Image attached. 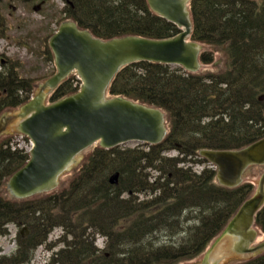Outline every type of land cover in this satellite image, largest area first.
Here are the masks:
<instances>
[{
  "label": "trees",
  "instance_id": "16d2710c",
  "mask_svg": "<svg viewBox=\"0 0 264 264\" xmlns=\"http://www.w3.org/2000/svg\"><path fill=\"white\" fill-rule=\"evenodd\" d=\"M63 1L58 23L73 21L104 41L180 33L147 0ZM189 10V40L202 46L198 71L133 62L107 90L108 97L161 109L167 124L162 142L110 149L96 144L56 189L16 198L7 182L29 156L7 146L11 135L0 141V236L10 224L28 230L26 237L18 233L17 249L0 255V264H28L43 244L51 250L45 264H198L253 195L249 181L219 184L200 151L241 149L264 137V0H190ZM8 31L0 6V38L9 39ZM43 53L54 60L49 44ZM2 56L0 114L28 102L44 78L21 75L19 61ZM75 81L65 78L50 100L76 93ZM170 150L178 154L166 156ZM190 162L208 165L197 171ZM116 172L114 185L109 179ZM255 227L264 234V205ZM57 228L61 234L49 240ZM160 233L168 238L158 239ZM97 236L105 239L103 249ZM229 263L264 264V251Z\"/></svg>",
  "mask_w": 264,
  "mask_h": 264
},
{
  "label": "water",
  "instance_id": "95a60500",
  "mask_svg": "<svg viewBox=\"0 0 264 264\" xmlns=\"http://www.w3.org/2000/svg\"><path fill=\"white\" fill-rule=\"evenodd\" d=\"M150 8L180 28V33L167 39L124 36L110 40L94 37L73 21H64L49 40L57 73L45 82L49 91L72 72L81 80L80 90L47 104L48 91H42L22 106L17 129L29 136L34 147L27 163L7 182L16 198L49 192L59 185L61 176L76 164L77 157L99 143L110 149L129 142L157 144L167 134L165 113L122 97H107L108 87L121 67L138 61L179 65L188 71L201 68L202 46L189 40L192 20L190 0H147ZM40 5L35 7L38 10ZM43 87V88H44ZM264 100V95L260 96ZM200 155L217 166L219 184L236 187L251 165H264V137L236 150H201ZM119 172L109 181L116 185ZM264 205V173L254 194L243 203L220 238L198 264H220L223 257L212 258L216 244L225 236L231 248L239 253L264 251V240L254 229L256 213ZM26 237L28 230L20 232ZM240 247L239 250L237 248Z\"/></svg>",
  "mask_w": 264,
  "mask_h": 264
},
{
  "label": "rangeland",
  "instance_id": "374dc122",
  "mask_svg": "<svg viewBox=\"0 0 264 264\" xmlns=\"http://www.w3.org/2000/svg\"><path fill=\"white\" fill-rule=\"evenodd\" d=\"M43 0H0V6L3 14L9 24V31L6 38H0V54L4 55L1 58H12L19 61V71L21 75L31 78L44 77L40 79L34 89V95L39 94L42 89L47 92L49 89L44 87L46 80L50 77V73L55 72L56 66L54 60L47 58V54L43 53L46 45L49 44V39L58 29L59 17H63V9L65 4L62 0H44L41 3V10H34V6H38ZM42 51V53H40ZM0 70H2V64L0 61ZM46 75V76H45ZM47 75H49L47 77ZM70 76H74L71 73ZM46 77V78H45ZM44 87V88H43ZM51 92L46 96V102H50ZM19 108L15 110H5L0 114V123L6 119L8 123L7 129L0 134V141L8 135H14L17 133V124L20 120ZM137 142H129L123 144V147L137 146ZM92 150V147L83 151L77 157V162L71 169L66 171L60 178V181H65L70 177L72 171L80 165L84 156ZM178 152L176 150H170L166 152V156H176ZM188 165H193L194 169L201 171L203 167L208 164H198L190 162ZM264 173V165H251L247 168L243 175V181L252 182L255 189L258 187L260 177ZM60 183V182H59ZM59 186V185H58ZM8 190V189H7ZM9 191V190H8ZM10 193V192H9ZM22 229H18L13 224L9 225L8 234L0 236V254L11 255L17 249V235ZM61 234V229L57 228L50 235L49 240H55L58 235ZM168 238L165 233L158 234V239ZM173 239H176L175 237ZM264 240V234L260 235L255 245ZM96 246L103 248L105 246V239L103 236H97L95 240ZM59 246L56 247V249ZM254 247V245H253ZM221 252L220 256L223 257V264L233 262L236 259H243L251 256L250 253L242 254L236 252L231 248V240L229 237H223L215 246L211 257H220L217 252ZM51 250L46 248V245H40L35 251L33 260L28 264H45L50 256ZM222 264V263H220ZM230 264V263H229Z\"/></svg>",
  "mask_w": 264,
  "mask_h": 264
},
{
  "label": "built area",
  "instance_id": "2783aa9c",
  "mask_svg": "<svg viewBox=\"0 0 264 264\" xmlns=\"http://www.w3.org/2000/svg\"><path fill=\"white\" fill-rule=\"evenodd\" d=\"M9 146L13 150L19 149L23 153H29L33 147V142L24 134H19L9 142Z\"/></svg>",
  "mask_w": 264,
  "mask_h": 264
},
{
  "label": "flooded vegetation",
  "instance_id": "af4514ba",
  "mask_svg": "<svg viewBox=\"0 0 264 264\" xmlns=\"http://www.w3.org/2000/svg\"><path fill=\"white\" fill-rule=\"evenodd\" d=\"M33 1H36V0H33ZM40 3H44V0L41 1ZM34 7H37V6L35 5ZM41 8H42V5L40 6V8H39L38 10H41ZM14 110H15V109H14ZM19 112L22 113V109H21V107H19ZM7 127H8V123H7L6 119H4V120L0 123V133H3V132L7 129ZM254 228H255V226H254ZM255 229H256V228H255ZM260 234H261V233H260ZM253 245L255 246V242H253V243L250 244L249 246H250V247H253ZM239 249H240V247L237 248V250H239ZM237 252H238V251H237ZM242 254H246V253H242ZM0 255H2V254H0ZM4 255H6V254H4Z\"/></svg>",
  "mask_w": 264,
  "mask_h": 264
},
{
  "label": "bare ground",
  "instance_id": "6f19581e",
  "mask_svg": "<svg viewBox=\"0 0 264 264\" xmlns=\"http://www.w3.org/2000/svg\"><path fill=\"white\" fill-rule=\"evenodd\" d=\"M217 251H218V250H217ZM217 254H218V256H220L221 252H220V251H218V252H217Z\"/></svg>",
  "mask_w": 264,
  "mask_h": 264
}]
</instances>
